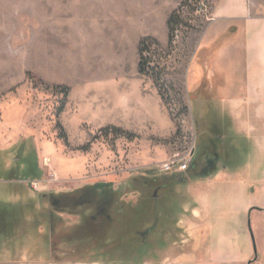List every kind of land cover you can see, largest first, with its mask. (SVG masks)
Returning a JSON list of instances; mask_svg holds the SVG:
<instances>
[{
    "label": "rangeland",
    "instance_id": "obj_1",
    "mask_svg": "<svg viewBox=\"0 0 264 264\" xmlns=\"http://www.w3.org/2000/svg\"><path fill=\"white\" fill-rule=\"evenodd\" d=\"M202 1L211 16V0H180L164 35L151 0H0V264H228L215 258L226 249L229 264H249L250 211L253 264H264V195L230 185V168L238 181L260 176L248 168L256 142L190 106ZM190 154L187 172H161ZM52 174L49 190L29 187ZM162 177L174 184L148 207ZM95 185L118 192L126 224H106V242L123 245L89 260L90 237H70L80 218L55 202ZM139 207L145 221L127 226L126 210ZM42 211L61 212L51 253L31 220ZM107 213L119 218L114 205Z\"/></svg>",
    "mask_w": 264,
    "mask_h": 264
},
{
    "label": "crops",
    "instance_id": "obj_2",
    "mask_svg": "<svg viewBox=\"0 0 264 264\" xmlns=\"http://www.w3.org/2000/svg\"><path fill=\"white\" fill-rule=\"evenodd\" d=\"M179 1L151 0V20L160 22L164 35ZM211 4V20L200 36L193 70L195 81L189 90L190 106L193 114L194 109L197 111L195 117L210 125H238L246 139L256 142L259 158L248 168L259 170L260 176L238 181L239 169L230 168V185L236 193L237 186L252 183L264 195V164L259 163L264 160V0H211ZM32 217L36 230L41 235L47 234L51 253L59 215L42 211ZM195 228L190 226L191 238ZM215 258L229 264L235 262L236 255L233 249L232 252L226 249ZM22 261L38 264L29 262L26 255ZM48 261L54 262L51 258Z\"/></svg>",
    "mask_w": 264,
    "mask_h": 264
},
{
    "label": "trees",
    "instance_id": "obj_3",
    "mask_svg": "<svg viewBox=\"0 0 264 264\" xmlns=\"http://www.w3.org/2000/svg\"><path fill=\"white\" fill-rule=\"evenodd\" d=\"M174 17V16H173ZM173 17H171L169 24L173 25L174 20ZM140 70L145 71L146 67L144 64H140ZM170 177H162L160 179H154L151 181V188L154 190L153 195H151V202L148 203V207L151 203V206L153 202L160 197L157 193L159 191H165L168 190L174 183L169 180ZM107 187H100L98 185L92 186V187H86L81 190L76 191L75 193L68 194V195H60V197H57V202H61V199L67 200V209L69 210L67 213L70 215H75L80 218V224L74 225L71 227V236L74 238L72 241L75 240V237L80 233L86 234L88 237H90V240L92 241L86 249V252L84 254L85 257H87L89 260L93 259V255L99 254L105 255L109 252H113L114 248L116 249L119 245H123V239L117 238L114 242L107 243L104 239V234H101V231L103 228H106V224L116 225V227H122L124 224V211H123V203L120 201V196L117 191H113L111 189H106ZM157 194V195H156ZM43 202V199H42ZM115 206V213L119 218L114 219L111 217L109 213H107L108 209L111 208V206ZM155 205V204H154ZM157 205V202H156ZM66 206V205H65ZM110 207V208H108ZM58 208H63V206L59 205ZM144 208H138V209H128L126 210L127 217L132 220L131 222L127 220L129 227H138V224H141L144 220L142 219V215H140V212L143 211ZM156 207L154 208V210ZM61 212H55L54 214H59ZM60 221H62L61 217H58V226L60 224ZM56 223V222H55ZM105 224V225H104ZM108 224V225H109ZM56 227V226H55ZM109 227V226H108ZM101 234V235H100ZM120 234V233H118ZM136 235V234H135ZM103 237V239H102ZM59 235L53 234L52 238V247L58 242ZM57 240V241H56ZM78 240V239H77ZM70 242V241H69ZM104 243V245H103Z\"/></svg>",
    "mask_w": 264,
    "mask_h": 264
},
{
    "label": "built area",
    "instance_id": "obj_4",
    "mask_svg": "<svg viewBox=\"0 0 264 264\" xmlns=\"http://www.w3.org/2000/svg\"><path fill=\"white\" fill-rule=\"evenodd\" d=\"M205 1H202L200 6L198 7V11L196 12L198 15H205L207 16L208 21L211 20L210 14V7L208 4L204 3ZM178 34V33H177ZM179 39V36H176V40ZM192 155L190 154L189 157L185 160H179L175 159L173 161H169L167 163H164L161 167V172L164 173H169V172H180V173H185L188 171L190 162H191ZM56 181V176L55 174H52L50 178L44 179V180H32L29 181V187L31 188L32 191L35 193H42L45 190H49V184L51 182Z\"/></svg>",
    "mask_w": 264,
    "mask_h": 264
},
{
    "label": "water",
    "instance_id": "obj_5",
    "mask_svg": "<svg viewBox=\"0 0 264 264\" xmlns=\"http://www.w3.org/2000/svg\"><path fill=\"white\" fill-rule=\"evenodd\" d=\"M250 214H251V211L249 213L248 223H249V229H250V233H251L252 240H253L255 258L252 261H250L249 264H253L257 260V248H256V245H255V238H254V235H253V232H252V229H251Z\"/></svg>",
    "mask_w": 264,
    "mask_h": 264
},
{
    "label": "flooded vegetation",
    "instance_id": "obj_6",
    "mask_svg": "<svg viewBox=\"0 0 264 264\" xmlns=\"http://www.w3.org/2000/svg\"><path fill=\"white\" fill-rule=\"evenodd\" d=\"M255 258V257H254ZM257 261V260H256Z\"/></svg>",
    "mask_w": 264,
    "mask_h": 264
}]
</instances>
